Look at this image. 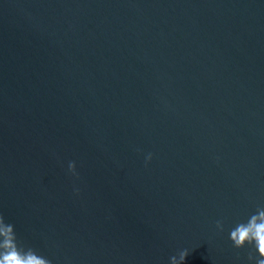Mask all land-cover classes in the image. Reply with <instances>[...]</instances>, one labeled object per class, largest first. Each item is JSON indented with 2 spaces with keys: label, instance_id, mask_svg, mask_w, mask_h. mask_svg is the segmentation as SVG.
<instances>
[{
  "label": "water",
  "instance_id": "obj_1",
  "mask_svg": "<svg viewBox=\"0 0 264 264\" xmlns=\"http://www.w3.org/2000/svg\"><path fill=\"white\" fill-rule=\"evenodd\" d=\"M258 207L264 0H0L19 243L52 264H256L229 237Z\"/></svg>",
  "mask_w": 264,
  "mask_h": 264
},
{
  "label": "clouds",
  "instance_id": "obj_2",
  "mask_svg": "<svg viewBox=\"0 0 264 264\" xmlns=\"http://www.w3.org/2000/svg\"><path fill=\"white\" fill-rule=\"evenodd\" d=\"M152 159V153L145 158V163ZM68 170L73 175L76 173L75 161L68 165ZM78 192L79 189H76ZM216 227L223 231V222L216 221ZM235 248H243L246 244L252 245L258 257L256 264H264V207H258L256 213L252 214L246 222L238 223L231 231L229 237ZM189 252L181 250L177 256L170 258V264H183ZM249 261L254 259L249 252ZM0 264H52V261L31 247H25L19 243L14 230V225L6 223L4 216L0 214Z\"/></svg>",
  "mask_w": 264,
  "mask_h": 264
}]
</instances>
